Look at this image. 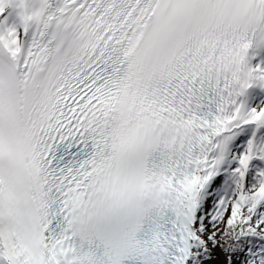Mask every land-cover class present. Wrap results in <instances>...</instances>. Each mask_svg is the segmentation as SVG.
Instances as JSON below:
<instances>
[{"label":"bare ground","instance_id":"obj_1","mask_svg":"<svg viewBox=\"0 0 264 264\" xmlns=\"http://www.w3.org/2000/svg\"><path fill=\"white\" fill-rule=\"evenodd\" d=\"M60 1L0 0V37L5 47L3 55L8 59H3V62L15 74L23 94L29 90V85L36 76L41 53ZM257 111L264 114V33H261L252 44L241 95L231 105L223 124L203 156L196 177L194 196L196 243L187 264L218 263L216 259L218 254L209 233L210 213L214 207L225 201L222 198L224 194L222 187H226L229 178L238 168L240 146L244 141L257 135L253 137L252 145L247 146L251 151L246 153L252 160L262 153L261 150L264 152V137H260L264 129L254 133L255 123L252 117ZM250 165L246 164V173L250 172ZM49 246L53 262L66 264L61 251L52 242H49ZM220 263L230 264L226 257H221ZM0 264H12L6 256L1 235Z\"/></svg>","mask_w":264,"mask_h":264},{"label":"rangeland","instance_id":"obj_2","mask_svg":"<svg viewBox=\"0 0 264 264\" xmlns=\"http://www.w3.org/2000/svg\"><path fill=\"white\" fill-rule=\"evenodd\" d=\"M262 101L263 99L260 100V102ZM252 121L255 123V134L264 129V114L257 111L253 115ZM260 124L263 128L259 127ZM254 136L256 137L257 135L247 138L240 146V158L237 161L238 168L233 172L232 177L229 178L226 187H222L224 192L222 198L225 201L214 207L210 213L211 224L209 233L211 242L218 254L216 256L218 263H220L221 257H226L230 264H264V242H261L262 236L258 240L252 241V248L241 250L240 247V251L235 254L236 256L223 250L219 236L228 219H231L236 212L251 216V222L256 231L264 233V152L261 150L262 153L256 155L254 160L246 153V151H251L247 146L252 145ZM260 137H264V130L261 132ZM246 164H251L249 173L245 172ZM254 195L256 197H253Z\"/></svg>","mask_w":264,"mask_h":264},{"label":"trees","instance_id":"obj_3","mask_svg":"<svg viewBox=\"0 0 264 264\" xmlns=\"http://www.w3.org/2000/svg\"><path fill=\"white\" fill-rule=\"evenodd\" d=\"M262 234L256 231L251 222V216L236 212L231 219H228L219 236L223 250L227 253L231 252L234 256L236 252L240 251V247L241 250L252 248V241L258 240L260 236H262L261 242L263 243L264 235Z\"/></svg>","mask_w":264,"mask_h":264},{"label":"water","instance_id":"obj_4","mask_svg":"<svg viewBox=\"0 0 264 264\" xmlns=\"http://www.w3.org/2000/svg\"><path fill=\"white\" fill-rule=\"evenodd\" d=\"M259 127L263 128L261 124L259 125Z\"/></svg>","mask_w":264,"mask_h":264}]
</instances>
